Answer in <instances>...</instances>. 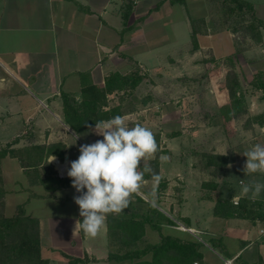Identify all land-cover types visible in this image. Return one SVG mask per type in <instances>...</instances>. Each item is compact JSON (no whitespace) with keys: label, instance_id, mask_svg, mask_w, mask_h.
Listing matches in <instances>:
<instances>
[{"label":"crops","instance_id":"obj_1","mask_svg":"<svg viewBox=\"0 0 264 264\" xmlns=\"http://www.w3.org/2000/svg\"><path fill=\"white\" fill-rule=\"evenodd\" d=\"M248 1L255 5L257 13L264 19V0ZM180 20L185 22L190 34V15L184 11L183 3H172L171 0H137L136 3L126 0H0V127L9 129L20 125L22 128L12 139L5 141L31 135L40 144L62 143L64 157L52 155L56 159L51 164L60 178L70 179L67 170L70 162L80 155L79 146L103 137L91 130L79 134L66 122L63 94L68 93L81 101L85 85H104L112 73L127 74L135 67L145 71L143 81H150L152 77L154 82L150 89L155 94L159 84L154 74L161 75L166 65L162 59L186 56L176 45L167 49L168 43L177 40L175 23ZM222 33L225 34L224 31ZM210 36L216 37L212 33ZM108 98L107 109L120 104H115L119 95L109 94ZM258 103L263 105L264 101L260 99ZM146 112L145 108L131 110L123 117L130 127L139 123L147 128L150 124ZM76 135L79 137L77 140ZM165 158L166 155L162 154L160 176L170 184L181 176L180 165L168 163ZM191 168L203 170L214 178V166L205 165L201 169L193 164ZM193 179L198 185L197 177ZM159 183L146 179L142 187L145 190L141 188L138 194L149 203L157 204L164 215L172 218L170 213H174L179 220L177 223L195 227L199 222L202 227L209 228L206 234L210 240L201 247L208 264H224L230 258L213 246L211 238H220L232 258L239 256L240 260L235 264L256 263L260 258L264 261L262 228L253 236L255 231L247 226L245 219L220 217L215 212L216 203L207 197L199 199L186 194L177 200L173 195V212V205L170 208L161 206L170 197L164 196L163 190H160V195L153 192ZM29 187L40 191L38 195L27 196L25 207L29 214L40 218L42 253L49 260L48 264H71L69 257L83 259L76 264H134L140 260L108 259L110 252L117 250L119 245L111 237L106 220L95 242L86 244L88 236L82 231L73 234L75 223L81 217L73 200L79 193L71 185L56 191H48L42 185ZM149 192L154 196L149 197ZM234 192V199L243 195L242 192ZM189 200L190 213L194 216L199 211V201L208 204L195 223L181 220L182 216L188 215H184L185 208H176V202L188 204ZM42 206L45 207L42 209ZM59 206L66 207V210L57 212ZM45 212L51 213L49 220H45L48 217L44 216ZM161 225L164 235L185 236L177 225ZM153 231L151 226H147L145 237L151 238ZM144 259L150 260L151 255Z\"/></svg>","mask_w":264,"mask_h":264},{"label":"rangeland","instance_id":"obj_2","mask_svg":"<svg viewBox=\"0 0 264 264\" xmlns=\"http://www.w3.org/2000/svg\"><path fill=\"white\" fill-rule=\"evenodd\" d=\"M127 1L136 3L137 0ZM176 3H183L184 11L190 15V24L191 19L198 20L197 25L201 30V34L198 36L199 48L192 50L193 45L190 38L192 24L189 34L185 22L177 21L175 23L177 40L168 43L167 49L176 45L183 49L186 56L181 59L178 57L162 59L166 65L162 68L161 75L154 74V79L159 84L154 90L155 94L150 89L154 82L150 77V81H143L135 89L130 88L120 92L119 99L115 101V104L122 103L124 110L130 108L137 111L147 109L148 124H150L147 128L153 133H160L159 145L166 151L164 153L166 161L180 165L179 171L182 177H177L179 179L176 182L172 181L162 191L164 196L170 197V199H166L161 206L170 208L173 205L171 207L173 212V195L176 196L177 200L181 197L184 198L186 194L190 197H199V199L207 197L216 203L217 197L234 200V190L242 192L241 181L245 184L264 183V174L245 175L243 171L247 160L243 153L255 144L264 145V125L262 126L257 122V117L264 114V104L258 103V100L263 98V91L257 89L254 83L257 77L264 78V28L256 20L254 21L255 28H251L253 23L250 18L251 14L238 15L233 13L231 15L220 0H184ZM256 16L264 21L257 11ZM234 28L240 29L234 31ZM223 31L225 34L222 33ZM211 33L216 37L211 38ZM200 39L202 40L200 41ZM212 45H214L216 52H214ZM194 51L198 53L190 55L189 52ZM139 73L143 75L145 71H142L140 67ZM237 85H239L240 91L245 94V110L239 117L226 119L223 107L230 104V91L234 90ZM262 100L264 101V99ZM94 127L92 126V128ZM20 128V125L9 129H1L0 127V147L6 145L5 140L12 139L16 132L20 131ZM28 140V138H23L15 146H22ZM225 151H227V155H225L227 164L212 168L214 178H211L203 170L191 168L194 164L203 169L208 160L205 154L221 155ZM149 160L150 158L146 157L142 165L149 163ZM229 164L231 167H228ZM0 173L6 191L5 204L2 206L0 204V208L4 209L6 215L12 216L17 213V208L21 204L25 207V200L28 195L40 194L39 190H31L29 187L35 185L30 184V178L24 172L18 158L8 155L0 160ZM193 177H197L199 180L198 185ZM182 179L186 181L182 182ZM212 181L218 185L213 190L204 186V183H212ZM40 202L48 203V201L43 202L41 200ZM176 204V208L180 206L185 208L186 214L184 215H188L182 216L180 219L190 220L194 223L198 221L197 217L201 216L202 211L208 207L206 202L199 201L200 208L194 216L193 213H190V200L188 204L181 201L176 202ZM152 205L161 211L157 204ZM247 206L252 212L249 213L248 218L243 219H245L247 226L255 231L253 232L255 233L253 236H255L256 231L264 227L261 220L254 221L258 209L264 213V192H261L255 202L252 200L248 202ZM44 207L42 206V209ZM146 208V204L141 203V209L145 210ZM25 210L29 214L26 207ZM56 210L57 212L65 211L66 207L61 208L59 206ZM50 214L49 212L44 213V216H48L45 220L50 219ZM170 214H172V218L164 215L166 218H159L156 223L177 225L178 229L185 233V236L183 235V238L178 237L179 239L201 242L203 246H206L207 241L210 240L207 238L209 235L206 234L209 228L202 227L199 222L195 227L177 223L179 220L177 221L174 213L171 212ZM168 219L173 221L172 224L168 222ZM147 226L151 225L148 224ZM183 226L186 227V230L181 229ZM190 228L194 229L195 232L187 230ZM154 230L151 238L145 237V243L152 244V242L160 241L159 236L162 237L164 234L161 230L159 234L158 231L156 232L157 229ZM98 235L99 233L95 237H88L86 244L95 242ZM165 236L177 237L173 234H166ZM238 257L236 256L233 264L238 260ZM229 259L232 257L230 256ZM256 263L264 264V261L260 258ZM199 264L208 263L204 258L203 261H199Z\"/></svg>","mask_w":264,"mask_h":264},{"label":"trees","instance_id":"obj_3","mask_svg":"<svg viewBox=\"0 0 264 264\" xmlns=\"http://www.w3.org/2000/svg\"><path fill=\"white\" fill-rule=\"evenodd\" d=\"M172 3L183 2L184 0H171ZM227 7L226 10L232 15L251 14V28H255L256 20L260 26L264 28V21L256 16L255 5L248 0H220ZM197 19H191L192 34L191 42L192 50L199 48L198 36L201 30L197 25ZM247 29V27H244ZM240 28H234L237 31ZM146 78V75L139 73V68L135 67L134 72L121 73L115 72L107 77L104 85H85L82 90V100L77 101L75 97L68 93L63 94V110L66 122L79 134H83L95 126L100 120H107L114 116H123L133 108L124 110L122 103L120 105H109V94L120 92L127 89H135ZM256 88L263 91L264 99V78L257 77L254 81ZM230 104L223 107L226 119L236 118L243 114L246 106L245 94L240 91L239 85L230 91ZM258 120V121H257ZM257 122L264 125V114L257 117ZM27 136V135H26ZM18 137L0 147V160L10 155L19 159L21 166L30 178V184L42 185L48 191H56L71 185L70 179L60 178L53 169L52 164L48 163L52 155H58L61 158L65 155V147L62 143L54 145H44L37 143L34 137ZM158 144V151L154 156L149 157V165L153 173L159 176V186L155 191L160 195V190H165L169 185L167 180L160 176L161 155L166 153L160 147V133H154ZM23 138H28L26 144L15 146L20 143ZM208 158L207 166H225L227 157L220 154H205ZM144 165H141L143 168ZM0 173V204H5L4 196L6 191L3 186V179ZM153 180L152 173H145V180ZM205 187L213 190L218 185L214 181L212 183H204ZM154 193L149 192L148 196L153 197ZM210 197V195H209ZM251 199L241 196L238 204L234 200L216 198V214L221 217H240L248 218L251 210L248 209V202ZM141 203L146 204L147 208L141 209ZM259 203V202H258ZM2 208V207H1ZM0 208V264H48L49 260L43 256L42 237H41V221L39 217L27 214L25 207L21 204L17 208V213L12 216L5 214L4 209ZM258 216V217H257ZM257 216L254 221L261 220L264 223V213L258 209ZM159 218H166L156 207L146 201L138 193L134 194L133 202L128 209L120 215H108L106 223L109 228L111 237L117 241L119 248L110 252L108 259L110 260H130L140 259L134 264H194L196 261H203L204 254L201 251L203 244L192 240H182L178 237L163 235L157 243H145L146 228L150 224L153 229L161 230V223H156ZM172 224V220L168 219ZM83 233V231H82ZM84 234V233H83ZM211 242L214 247L218 248L226 256L230 255L223 245L220 238H212ZM144 245V246H143ZM150 254L151 259H144ZM71 264H76L83 259L69 257ZM259 264V263H252Z\"/></svg>","mask_w":264,"mask_h":264},{"label":"clouds","instance_id":"obj_4","mask_svg":"<svg viewBox=\"0 0 264 264\" xmlns=\"http://www.w3.org/2000/svg\"><path fill=\"white\" fill-rule=\"evenodd\" d=\"M91 131L103 139L79 146L80 155L70 162L67 176L79 193L73 200L81 219L76 221L73 234L83 231L85 236L95 237L108 215H120L130 207L134 194L142 187L145 173H152V179L159 180L149 165L141 168L144 159L158 151V144L150 129L139 123L130 127L120 115L97 121ZM221 155H227V151ZM243 155L247 157L245 175L264 174V145L255 144ZM55 159L51 156L48 163ZM241 190L255 202L264 192V183L241 181Z\"/></svg>","mask_w":264,"mask_h":264},{"label":"built area","instance_id":"obj_5","mask_svg":"<svg viewBox=\"0 0 264 264\" xmlns=\"http://www.w3.org/2000/svg\"><path fill=\"white\" fill-rule=\"evenodd\" d=\"M238 202H239V198H235L234 199V203L235 204H238ZM181 229L186 230V227L183 226V227H181ZM187 230L192 231V232H195V230L194 229H191V228L190 229H187ZM260 234L264 236V227L261 229ZM235 259H236V257H234L232 259H226L225 260V264H233V262H234ZM194 264H199V262L196 261V262H194Z\"/></svg>","mask_w":264,"mask_h":264}]
</instances>
